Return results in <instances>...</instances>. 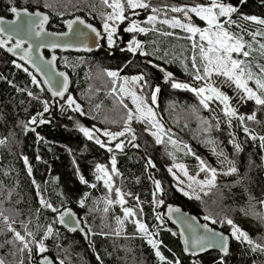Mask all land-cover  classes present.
I'll list each match as a JSON object with an SVG mask.
<instances>
[{"label":"trees","instance_id":"obj_1","mask_svg":"<svg viewBox=\"0 0 264 264\" xmlns=\"http://www.w3.org/2000/svg\"><path fill=\"white\" fill-rule=\"evenodd\" d=\"M206 1L150 0L153 7L195 5ZM224 2L236 7L237 11L232 14V19L237 24L249 31L258 29L264 31V26L242 19V16L264 18V0ZM14 3L19 7L46 12L49 15L48 28L52 30H62L63 22L73 15H80L99 27L103 22L101 13L107 11L100 0H14ZM45 4L50 7H45ZM93 4L95 8L92 7ZM10 6L9 0H0V16L8 17L10 14L7 9ZM135 11L138 14L133 15L131 10L126 13L128 19L135 18L149 27L143 20L151 10ZM180 15L167 12V18ZM158 16L165 18V13L161 12ZM191 17L196 26L203 25L200 19L193 15ZM126 21L118 24L111 47L106 46L103 40L90 54L57 53V66L70 76L71 86L68 95L81 105L83 115L72 109L62 110L59 106L62 102L51 100L40 87L33 85L31 77L23 69L16 68L12 63L13 59L0 50V139L7 138V143L0 145V199L5 200L4 208L16 215L17 230H20L21 220L31 221L29 227L35 232L37 240L43 237L49 224L53 226L54 231L58 230V241L55 238L45 240L47 254L52 259L64 258L67 255L69 264H164L156 257L155 250L147 243V239L136 232L133 224L125 222L122 234L120 236L114 234L117 228L116 217L123 218L117 204L111 206L97 204L104 192L110 193L113 197L115 192H109L101 181L95 179L96 165L102 164L110 171L111 158L115 155L120 175L113 177L114 187H120L123 192L133 194L125 196L126 207L136 208L135 197H139L141 201L139 207L143 209L140 218L148 226L149 231L157 233L153 238L161 242L159 245L161 253L168 260L179 259L180 264H193L194 261L197 264H219L221 255L215 251L197 257L184 255L177 236L173 235L175 230L164 219L161 225L157 224L156 214L160 212L161 205L171 203L197 215L202 221H205L202 216L210 215L217 223L213 224L211 220L205 222L222 232L229 233L228 230L231 228L226 222H221L227 217L248 233L250 238L256 240L264 237V222L253 215H245L242 211L249 209L250 196L254 198L253 202L264 199V149L261 148L259 139L253 140L243 131L238 119L232 118V128H229L227 118L218 104L210 105L214 111L202 109L188 90L174 89L170 81H165L164 71L161 69L171 72L175 82L198 84L192 80L181 63L182 59L191 56L190 42L176 38L184 37L187 35L185 32L161 23H156L154 27L160 32H174L176 35L165 37L157 31L126 32ZM248 23L252 28L255 26L253 30L248 28ZM232 31L239 29L233 25ZM133 36L144 45L143 51L152 55L145 56L139 52L134 54L128 51L125 43ZM245 39L250 38L246 36ZM254 54L253 60L264 63L258 53ZM188 66L190 70V63ZM105 70H114L129 76L143 74L147 84L141 81V92L148 103H151V92L159 87L157 101L153 106L154 111L165 129L172 130L173 138L188 144L196 156L201 157L211 167L219 169L221 158L212 151L214 146L217 147V151H223L228 160L235 161L239 168V176L244 177L243 181L237 183L238 177L235 174L218 175L217 187L208 195L202 194L201 200L189 198L173 187V181L166 168L176 161L195 164V157L178 150L170 143L156 144L145 132L144 123L135 120L131 122L137 137L134 143L139 145L138 148L126 143L123 150L113 147V152H109L105 147L96 144L95 140L85 137L79 131L78 125L90 129L93 126L107 129L113 127L117 131L123 126L125 110L110 92L112 78L106 76ZM17 89L30 90L38 98L29 97L26 91ZM42 101L49 102V111L38 117L35 123H29L32 117L43 112ZM96 105L101 107L97 110ZM235 108L242 115L256 111L260 123L246 121V124L254 130V135L264 136V110L258 109L254 102L246 99L237 103ZM193 109L196 111L193 112ZM213 116L219 118V130L215 128L216 121L212 119ZM192 117L199 118V123L192 120ZM202 118L213 124V128L207 133L203 131ZM40 119L47 123H40ZM25 124L29 129L27 131ZM233 137L241 147L239 153L229 142ZM99 138L104 141L102 136ZM208 141H214L215 145ZM107 145L111 146L109 143ZM24 157H27L28 166L32 169L31 175L24 163ZM149 159L155 167L146 168ZM81 176L87 184L81 182ZM153 180L161 182L163 191L157 194L156 199L163 200L162 204L152 203V193L155 190ZM92 184L96 187H91ZM9 190L12 191L11 201L6 199ZM37 191L54 207L58 209L70 207L80 217L82 216L91 229L90 232L87 230V240L83 241L78 234H71L60 228L55 220L57 213L41 207ZM85 193L88 194L87 197ZM82 198L85 199L83 207L79 203ZM105 207L108 208L107 212L104 210ZM37 209H40L39 213ZM262 210L264 208L257 203L255 211ZM137 212L139 215L138 208ZM86 215L89 217V223ZM11 236V233L0 235V243L11 239ZM57 243L62 249H67V253L57 248ZM10 249L11 245L0 248V256L9 262L13 260L9 255ZM39 256L34 249L32 264H36ZM97 256L100 257L99 260ZM253 261L264 264V255L253 253L246 243L231 238L224 264H253Z\"/></svg>","mask_w":264,"mask_h":264},{"label":"snow or ice","instance_id":"obj_2","mask_svg":"<svg viewBox=\"0 0 264 264\" xmlns=\"http://www.w3.org/2000/svg\"><path fill=\"white\" fill-rule=\"evenodd\" d=\"M243 2V0H241ZM100 3L105 6L106 9L110 11H105L101 13V18L103 20V29L107 35L108 45L111 47L114 44V35L117 32V27L119 23H122L128 20V15L126 13L131 10L132 14L136 13V9H150L151 13L147 17L148 24H154L158 20V14L161 12L165 13V18L160 20L159 23L169 25L173 29L179 28L187 35L184 37L176 36L177 39H186L190 42L191 56L185 57L181 60V63L184 66L185 71L191 76L192 80L199 82V86L175 82L173 79V74L171 72L164 71L165 81H170L174 89H187L193 92L199 98V104L206 110L214 111L210 102H218L220 110L227 117V124L229 128H232V118L238 119L240 126L243 128V131L250 136L253 140L259 139L260 146L264 149V136L254 135V130L250 129L246 121H252L255 123H260L257 119V112L253 111L251 114L242 115L239 114L237 109L232 106V98L223 90H221L220 85H229L235 86L237 94L241 99H246L249 101H254L255 105L258 106V109L264 110V63H259L252 59L253 53H258L260 57H264V31L256 30L249 31L240 24H237L236 21L232 19V14L237 11L236 7L231 4H227L224 0H209L207 4H195V5H182V6H171L164 5L163 7H153L150 0H100ZM11 5L7 10L10 12L14 19L5 20L3 16H0V49L7 48L9 53L19 55L21 61H26L28 64H31L36 72L40 73L44 79L43 81L37 79V76L33 72L29 71L21 63H17L15 60L12 63L18 69H23L31 77V83L40 87V85L46 84L48 86V91L51 92L53 97H63L65 92L68 89L69 78L64 72H58L55 70V61L57 57L53 55L51 59L44 60L43 56L34 57L33 53L39 51L40 48H71L73 43L71 41H66L64 43H44L43 37L49 35H57L61 37H69L70 33L73 38L85 37L87 33L84 29L89 30L91 33H94L97 37L101 33L95 28L91 23H87L85 19L80 16H76L75 19H70L65 21L68 31L62 33H47L45 31V24L48 22V15L41 12L39 9L35 11H29L27 7L21 8L14 3V0H9ZM45 7H50V5L45 4ZM95 8V4L92 5ZM172 13H182L183 20L173 16L171 19L167 18V12ZM190 13H194L195 16L199 17L200 20L204 21L207 27L201 28L196 26L192 22V17ZM63 15V13H60ZM242 19L251 21L255 24L264 26V18H259L257 16H242ZM186 21V22H185ZM235 25L239 31H232V26ZM75 26V27H74ZM80 26H83L81 28ZM126 32L132 33H147L149 31H157L160 35L169 37L175 36L174 32L163 31L160 32L159 29L146 28L140 26L136 21H132L129 26L125 29ZM248 36L250 39H245ZM20 37V38H16ZM259 38V39H258ZM36 39L35 45L30 43V40ZM11 46L9 45L10 41H13ZM27 45V47H24ZM144 45L133 36L132 40L129 41L127 49L132 53L140 52L141 55H152V53L143 51ZM19 50V51H17ZM167 51L165 56H167ZM37 59L43 61L42 64L37 63ZM187 61V63L185 62ZM167 62V61H166ZM151 63V61H149ZM190 63V70H189ZM157 67H159L157 65ZM107 77L115 78L118 76L116 71L105 70ZM57 77L62 79H57ZM138 81H144V84H147V81L144 80L143 74L138 76L131 77V80H125L124 83L117 84L115 79L112 80L111 92L117 94L118 103L125 110V118L123 119V126L120 131L112 132L108 129H98L95 126L93 128H87L83 125H78L79 131L83 133L85 137L89 140H95V143L101 147H106L107 151L113 152L112 147H108L107 143L102 141L97 133L102 132L105 137L108 138V142L117 140L118 137H128L131 139L127 141L125 139L119 140L115 143V149L123 150L126 143L130 144L132 147L138 148L139 145L134 143L137 139L134 129L131 127V122L133 120L145 123V131L148 132L151 136L154 137L156 144L170 143L175 146L178 150L185 151L186 154H191L195 157L199 164V171L196 175H190L186 166L184 164H174L173 167L180 170L183 173V176L187 178V185L185 186L184 180L180 178L173 171V168L168 169L169 173L173 175V178L177 181V189L183 193L184 196L189 198H195L201 200L203 195H208L209 192L216 188V178L219 174L223 175H232L235 174L238 177L237 183L243 181L244 177L239 176V168L237 167L235 161L228 160L224 155L223 151H217V147H213L212 151L219 158V162L223 165L227 162V170L221 172L217 168L211 167L208 165L201 157L196 156L192 152L191 147L174 139V134L170 128L165 129L161 120L157 118L156 112L148 103L147 99L144 96L138 95L136 91L129 90L125 87L126 83L135 84ZM11 83V82H9ZM254 84L255 87L250 86ZM43 91V89H41ZM17 91H26L29 97H35V94L27 89H17ZM160 91L159 87L155 88L151 92V104H155L157 101V93ZM129 96L131 98L132 105L134 108H130L128 104L124 102V97ZM43 103V112L38 113L37 116L32 117L29 123H35L38 117H42L45 112L49 111V102L42 101ZM68 107L73 111L80 112L84 114L81 108V105L76 102V100L71 96H67ZM101 105H96L98 110ZM196 110L193 109V112ZM107 120V117H105ZM216 121L215 128L219 130L220 121L216 116L212 117ZM40 123H47L44 119H40ZM116 123V121H112ZM202 123L204 125L203 131L205 133L209 132L213 128V124L208 120L202 118ZM25 130H29L27 124L24 125ZM155 129V130H153ZM35 131V129H31ZM232 135V133H230ZM165 137L167 140H165ZM39 139V137H38ZM233 144L237 153L241 151V147L236 143L235 138L229 141ZM7 143V138L0 139V145H5ZM215 145L214 141H208ZM172 155V153H169ZM39 158V157H38ZM24 163L28 166V159L24 157ZM148 166L155 167L152 160L149 159L146 164ZM32 169L28 166V173L31 175ZM96 172L98 173L95 177L97 181H103L105 187L109 192L114 191L116 200L106 199V204L111 205L118 203L122 206L123 218L116 217L117 228L114 232L115 235L120 236L123 232V225L125 222H130L134 224L136 232L141 234L144 238L147 239V243L152 246L155 250L156 257L164 264H180L179 259L168 260L160 251L159 245L160 241L154 239L153 237L157 233L149 231L148 226L142 221L140 216L143 214V209L139 207L141 201L138 196L135 197L136 208L126 207L125 196H132L131 192L125 193L120 187H114L113 177L120 175L116 167V157L115 155L111 158V170L107 169L102 164L96 165ZM200 172H205L208 175L205 176V179L200 180L198 176ZM82 183L87 181L83 176L80 177ZM35 184V181H33ZM154 191L153 196V205L162 204L164 201H157L156 196L158 193L163 191L161 187V182L159 180H153ZM193 185L198 186L197 188ZM91 187L95 188L96 185L92 184ZM38 188V186H37ZM205 188L208 191H205ZM37 195L40 197L39 203L42 208L51 209L53 213H57L56 220L59 224L68 228L70 231H76L79 229L87 237L88 233L84 232V229L80 227L81 221L75 217L69 209H58L54 207L51 202L46 200L39 191ZM85 193V197H87ZM12 191H8L6 199L11 201ZM254 198L249 197V209L242 211L245 212V215H253L257 219L264 222V211H255L257 203L261 208H264V199L259 200L258 202H253ZM4 199H0V235L11 233V239H7L0 243V248L4 245H11L9 255L13 257L11 262L7 261L4 257L0 256V264H32L33 250L40 254L39 264H69V257L65 255L64 258L56 257L55 259L49 258L45 253L48 252V247L45 244V240L49 238L59 239L58 230L54 231V228L51 224L47 225L43 234V237L39 240L36 239V234L33 232L29 225L31 221L25 222L23 220L19 221L20 230H17L15 227L17 223L16 215L12 214L9 209L4 208ZM80 205L85 206V199L79 201ZM139 209V215L137 212ZM105 212L108 211V208L105 207ZM39 213L40 209L36 210ZM181 209L178 207H173L168 205V216L172 217L174 213H180ZM156 219L163 222L162 216L157 213ZM196 218L192 217L191 221H195ZM204 220H211L213 224L217 223L210 215H205ZM74 222V224H73ZM231 226V235L237 241L241 243H246L250 250L253 253H260L264 255V237L258 238L256 240L249 237L248 233L241 230L231 218L225 217L224 221ZM181 223L187 228L190 235L185 236L183 231L180 233L183 243L185 245L184 251L195 256L198 252H205L208 249L217 248L219 251L226 255L229 251V238L223 233H219L209 228L208 224H196L189 222L188 220H182ZM198 229H203V233L198 232ZM91 229H89V232ZM176 235V233H173ZM57 248H60L62 251L67 253V249H62L61 245L57 243ZM224 255L220 257L219 264H224ZM100 257L97 256V260ZM197 264V262H193ZM253 264H257L256 261H253Z\"/></svg>","mask_w":264,"mask_h":264},{"label":"water","instance_id":"obj_3","mask_svg":"<svg viewBox=\"0 0 264 264\" xmlns=\"http://www.w3.org/2000/svg\"><path fill=\"white\" fill-rule=\"evenodd\" d=\"M21 8H24V7H21ZM35 10H37V9H34V10H30L29 9V11H35ZM40 11L43 12V13H45L46 15H48L46 12H44L42 10H40ZM9 14L10 15L8 17L3 16L5 18V20L14 19V16L10 12H9ZM76 16H80V15L70 16L65 21L70 20V19H75ZM80 17L83 18L82 16H80ZM182 17H183V15H182ZM48 18H49V15H48ZM65 21L62 24V30H52V29H49L48 28V23H49V19H48V22L45 24V31L47 33H62V32H67L68 31V28H67V25H66ZM86 22L87 23H90L87 20H86ZM92 25L95 28H97V30L101 33V35L99 37H97L94 33H91L87 29H84V31L87 33V35L85 37H81V38H73L72 35H71V33H70L69 37H61V36H57V35H49V36L43 37V42L46 43V44L47 43H52V42L64 43L66 41H71L74 46L71 47V48H56V49H51V48H48V47L40 48L39 51L33 53L34 57H37L38 58V57H40L42 55L43 58H44V60H49V59H51V57L53 55H55L57 57V53H61V54H64V53H77V54L83 53V54H90V53H92L98 47V45L103 41V39H104V35L101 32V29L99 27L95 26L94 24H92ZM80 27L83 28V26H80ZM16 38H20V37H16ZM13 42H14V40L13 41H10L8 46H11V43H13ZM29 42L30 43H33L35 45L36 39L30 40ZM24 47H27V45H24ZM0 50L3 53H5L6 55H8L9 57H11L16 62L23 64L25 67H27L29 69V71L33 72V74H35L37 76V79L43 81L44 77L40 73L36 72L35 69L32 67L31 64H28L26 61H21L19 59V55H15L13 53H9L7 51V48H3V49H0ZM17 51H19V50H17ZM37 63L38 64H42L43 61H40L39 59H37ZM55 70L58 71V72H64L68 76V78H69L68 89L65 92V95L63 97H53L52 94H51V92L48 91V86L46 84H43V83L40 85V88L43 89V91L47 94V96L51 100H55L57 102H62L66 98V96L68 95V93L70 91L71 80H70L69 74L64 69H61V68H59L57 66V59L55 61ZM57 79H62V78L57 77ZM168 205H172L173 207H178V208H180V207L177 206V205H175V204L166 203V204L160 206V209H161L160 212H161L162 218L166 222H168V224L170 226H172V228L175 230V233H176V236H177V239H178L179 246H180L181 251H182V253L184 255H186V256H192V257H197V256H200V255H202V254H204L206 252H209V251H215V252H217L221 256L224 255L217 248L208 249L205 252H198L197 255H195V256L191 255L190 253H186L184 251L185 245L183 243V239H182L180 233L183 231V233H184L185 236L190 235V233L188 232V230L184 226V224L181 223V221L182 220H188L189 222L196 223V224H205L207 222L202 221L197 215H195L193 213H190V212H188V211H186V210H184L182 208H180L181 209V212L180 213H174V214H172V217L169 218V216H168ZM63 209H69L71 211V213H73L75 215V217L81 221V218L79 217V215L72 208L66 207V208H63ZM57 215L58 214H56V217H57ZM56 217H55V220H56ZM192 217H195L196 220L195 221H191V218ZM56 224L60 228H62L63 230H65L68 233L78 234L82 238L83 241H86L87 240V237L79 229H77L76 231L73 232V231H70L68 228L64 227L63 225L59 224L57 222V220H56ZM73 224H74V222H73ZM207 224H208L209 228L213 229L214 231L219 232V233H223L225 236H228L229 243H230L231 236H230L229 233L222 232L219 229L211 226L209 223H207ZM80 227L84 229V232H87L86 229H85V227L82 224V221H81ZM203 231H204L203 229H198V232H200V233H203ZM227 254L224 255V257L227 256ZM45 255H48V254L45 253ZM49 258H51V257L49 256ZM39 259H40V256L36 259V264H39Z\"/></svg>","mask_w":264,"mask_h":264},{"label":"rangeland","instance_id":"obj_4","mask_svg":"<svg viewBox=\"0 0 264 264\" xmlns=\"http://www.w3.org/2000/svg\"><path fill=\"white\" fill-rule=\"evenodd\" d=\"M207 3H209V0H207L205 3H202V4H207ZM107 11H110V9H107ZM150 14H152V13H150ZM150 14H148V15H146V17L144 18V20H143V22H147V17L150 15ZM181 15L180 16H176V17H178V18H180V19H182L183 20V18H182V13H180ZM190 15H193L194 17H196V18H198L199 19V17H197V16H195V14L194 13H190ZM172 18V17H171ZM171 18H169V19H171ZM164 18H162V17H159L158 16V20L156 21V22H154V24H148L149 25V27H147V26H145V25H143L140 21H138L137 19H135V18H130V19H128L127 21H126V24H125V29L129 26V24L132 22V21H136L140 26H142V27H146V28H152V27H154V25L156 24V23H159V21L160 20H163ZM202 21V20H201ZM186 22V21H185ZM203 22V25L201 26V28H204V27H207V25H206V23L204 22V21H202ZM103 22H102V24L99 26L100 27V29H101V32L103 33V35H104V44L106 45V46H109L108 45V41H107V35H106V33L104 32V29H103ZM118 25H116V27H117ZM167 26H169V25H167ZM169 27H171V26H169ZM255 27V26H254ZM254 27L252 28V27H250V23H248V28H252V30L254 29ZM172 28V27H171ZM175 29H179V28H175ZM181 30V29H180ZM250 38V37H249ZM113 39L115 40V35H114V37H113ZM132 39H130V40H128L126 43H125V48L127 49V46H128V43H129V41H131ZM141 42V41H140ZM143 50V49H142ZM140 53V52H139ZM253 57H255V54L253 55ZM252 57V58H253ZM263 60H264V57H261ZM255 61V60H254ZM112 71H114V70H112ZM117 73H118V76L117 77H115V78H112V80L113 79H115L116 81H117V84H120V83H124V81L125 80H128V81H130L131 80V77H133V76H138V75H132V76H129V75H126V74H119V72L118 71H116ZM197 86H199V82H198V84H197ZM250 86H252V87H255V85L254 84H250ZM125 87L127 88V89H129V90H132V91H136L137 92V94L138 95H141V96H144L143 94H142V92H141V81H138V82H136L135 84H132V83H126L125 84ZM220 87H221V90H223V91H225L231 98H232V100H231V103H232V106L233 107H235L236 106V104L237 103H240L242 100H245V99H241L240 98V96L237 94V90L235 89V86L233 85V86H229V85H220ZM181 90H187V89H181ZM190 93H191V95L193 96V98L195 99V101L197 102V104L199 105V107L200 108H202V109H204L200 104H199V98L193 93V92H191L190 90H188ZM110 92H111V89H110ZM112 93V92H111ZM112 94H114L115 95V97L117 98V100H118V96H117V94H115V93H112ZM150 97H151V95H150ZM151 100V99H150ZM124 102L126 103V104H128V106L130 107V108H134V105H132V102H131V98L129 97V96H125L124 97ZM252 102H254V101H252ZM255 103V102H254ZM150 105H151V107L154 109V104H151V103H149ZM211 104H218V102H210V105ZM60 106V108L62 109V110H64V109H71V108H69L68 107V104H67V97L62 101V103L59 105ZM222 112V111H221ZM157 116V115H156ZM157 118L159 119V117L157 116ZM227 118V117H226ZM228 119V118H227ZM192 120H194V121H196L197 123H199V118H194V117H192ZM227 121V120H226ZM140 123V122H139ZM195 124V123H194ZM144 125H145V127H146V124L144 123ZM183 126L184 127H186V125L185 124H183ZM96 128H98V129H101V130H103V129H107L106 127H100V126H95ZM122 129V128H121ZM120 129V130H121ZM109 131H112V132H117V130H115L113 127H112V129H108ZM119 130V131H120ZM153 130H155V129H153ZM146 132V131H145ZM152 139H154V137L153 136H151L148 132H146ZM97 135L98 136H102L103 138H104V141L106 142V143H109V144H111V146H108V147H114L115 146V143H117L119 140H121V139H125L124 137H118L117 138V140H115V141H111V142H108V138L107 137H105L104 135H103V133L102 132H100V133H97ZM166 138V137H165ZM128 139H131V137H129V138H126L125 140L127 141ZM154 141H155V139H154ZM106 148V147H105ZM107 149V148H106ZM174 164H184L185 166H186V168H187V170H188V172H189V174L190 175H196V173L199 171V164H198V161L196 160V163L195 164H191V165H189V164H187V163H184V162H181V161H176V162H173V164H170L169 166H167V168H166V170H167V173H168V175L171 177V179H172V181H173V187L179 192V193H181V194H183L182 192H180L178 189H177V181L173 178V175L171 174V173H169V171H168V169L170 168V167H172L173 168V171L174 172H176V174L178 175V176H180V178L182 179V180H184V182H185V186L187 185V183H188V181H187V178L186 177H184L183 176V173L180 171V170H178V169H176V168H174L173 167V165ZM220 165H221V163H220ZM110 167H111V163H110ZM227 167H228V165H227V162H225L223 165H221V167L218 169V170H220L221 172H224V171H226L227 170ZM98 173L96 172L95 173V177H96V175H97ZM206 175H208L207 173H205V172H200V174H199V176H198V179H200V180H203V179H205V176ZM219 175H223V174H219ZM115 177H117V176H115ZM102 183H103V181H101ZM104 184V183H103ZM193 187H195V188H197V192H199V188H198V186H196V185H193ZM205 191H208V189L207 188H205ZM203 193H200V195H202ZM40 199V197L38 196V200ZM106 199H112V200H116L117 198H116V196H112L110 193H103L101 196H100V200L97 202V204H101V205H107L106 204ZM114 204H117L118 206H119V208H120V210L122 211V206L120 205V204H118V203H114ZM111 205H113V204H111ZM111 205H107V206H111ZM262 211H264V210H262ZM160 215H161V213L160 212H158ZM122 214H123V211H122ZM79 217H80V215H79ZM202 217H204V216H202ZM81 218V221H82V224H84L83 226L85 227V229H86V231L88 230V232H89V228H88V226L86 225V223L84 222V219H83V217L81 216L80 217ZM86 220L88 221V223H89V217L86 215ZM156 221H157V224H159V225H161V221H158L157 219H156ZM130 223V222H129ZM130 224H132V223H130ZM134 225V224H133ZM231 231H232V229L230 228L229 230H228V232H229V234H230V236H231V238L232 239H234L233 237H232V235H231ZM234 240H236V239H234ZM37 253V252H36Z\"/></svg>","mask_w":264,"mask_h":264}]
</instances>
